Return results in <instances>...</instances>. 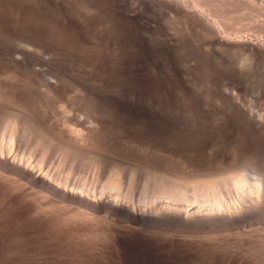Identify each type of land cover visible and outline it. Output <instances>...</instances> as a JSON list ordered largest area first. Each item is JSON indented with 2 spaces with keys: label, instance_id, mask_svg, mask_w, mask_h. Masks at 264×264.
<instances>
[{
  "label": "bare ground",
  "instance_id": "6f19581e",
  "mask_svg": "<svg viewBox=\"0 0 264 264\" xmlns=\"http://www.w3.org/2000/svg\"><path fill=\"white\" fill-rule=\"evenodd\" d=\"M46 1L0 0V244L45 236L69 264H264V76L180 73L170 53L186 37L159 21L27 25L57 20ZM189 1L95 0L136 27V3L185 20L201 52L264 61V39L210 13L256 1Z\"/></svg>",
  "mask_w": 264,
  "mask_h": 264
},
{
  "label": "rangeland",
  "instance_id": "374dc122",
  "mask_svg": "<svg viewBox=\"0 0 264 264\" xmlns=\"http://www.w3.org/2000/svg\"><path fill=\"white\" fill-rule=\"evenodd\" d=\"M41 1L44 2L43 0H41ZM250 1H251V3L253 1H256L255 2L256 5L255 4L252 5L253 8H251V6H250V9L245 8V7H249V6H247L244 3L245 7H242V5H241V7L243 9L240 8L241 10L240 9L238 10V8H237L238 11H236V9H235L236 7H234L233 11L235 10V12L230 10V12L232 11L233 14H230V12L227 13L225 11L227 14H230V15H226V13H224V12H223V14L221 13V15L218 14V11L221 12V10H219L218 8H217L218 10L215 9V7H216L215 5H213V7L211 5H209V6H211V8L208 5H204V6L210 8V13H211L212 17H213V15L215 16V17H213V20L217 21L218 23L220 22V25H219L220 28H223V30L226 32H232L233 37H237V36L242 35L241 37L245 38V39L248 38V39H254L255 40L257 38L258 39L260 38L262 40V39H264V36H263L264 32L262 30L260 32L259 28H261V26L256 27V28H255V26H257L259 24L261 25L262 22L264 24V21H263L264 17L262 16L264 13L261 14V12L263 11L262 9L264 8V0H253V1L250 0ZM54 2L55 3L53 4L52 9L55 11V13L57 15V20L55 19L54 21H51L47 17V15L44 11L39 16L34 15L32 12L30 15V14H28L30 12H28L27 15L32 16V19L33 18L34 19L32 21L31 17L24 16V18L27 17L25 19V22L27 21L26 24L28 23L27 25L30 24L29 26H33V27L36 26L34 28H49V26H50V28L52 26H53L52 28H153V26L156 25L155 23H157L156 21H159L160 24L158 22V25H160L162 28H166L168 30H169V28H171V30H169V31L174 30V31L178 32L179 34L184 35V37H186L185 38L186 44H184V47L180 46L179 47L180 49L178 48L177 51L175 49V51L172 53L173 55L170 53V59L172 61L184 62V69L180 70V73H184V75H190V76H203L205 74H211V75L215 74V75H219L220 77L224 76L225 78L235 77V76H239V75L249 76V74L251 75L250 78L251 77L252 78H257V77L260 78L261 76H264V61L262 63H260L261 61L258 62L257 60H255L256 62L253 61L254 62L253 63L252 60H250V62H249V59L246 56L245 59L247 58V61H248L247 62L243 58L245 54L242 55L244 52L242 53L240 51L242 54L237 52L239 54V56H237L238 54H236V53H235L236 54L235 56H234V54L233 55L230 54L229 55L230 57L233 56L231 59L227 55L226 56H224V55L219 56L217 53L210 54V53H204V52L197 50V46H198V44H197L198 41L196 40L197 38L188 29V28H191V26H189V24L187 25L188 22H186L185 20L182 21L180 18L177 19V17H175V16L172 17L170 15L162 14L161 16L156 18V16L154 15L153 12L150 11V9L149 10L144 9L142 6H140L138 3H136L135 5H138L136 7H137V9L139 8L138 11H139V14L141 17V23H142L141 26L136 27L133 24L131 25L126 20L121 19L119 17V15H117V13L114 11V8H113V6H111V4L106 5L102 2L97 3V2H95V0H57V2L55 0ZM44 3L47 5V7L51 6L50 3H47L46 0ZM249 3H248V5H249ZM251 3H250V5H251ZM204 6H202V7H204ZM237 7H240V6H237ZM140 8H141V10H140ZM206 9H208V8H205V10ZM211 9H213V10H211ZM208 11H209V9L206 11V13H208V15H210ZM48 12H49V9H48ZM33 15L36 17H33ZM222 15H223L225 20H223V17H221ZM41 19H43V21H40ZM35 20L38 21L40 24L36 23V25H35V22H36ZM179 20H181L182 23H180ZM30 21H32V23H29ZM45 22H47V23H45ZM182 28L184 30L183 31L184 33L181 31ZM257 28H258V31H257ZM184 37L182 36L183 40H184ZM249 37H251V38H249ZM196 41H197V43H196ZM178 52H180V53H178ZM175 53H176V55H175ZM174 55H175V57H174ZM227 57H229V58H227ZM240 57H242L243 59ZM238 58H240V59H238ZM1 229H2V231L5 232L4 235H3V232L1 231ZM5 229L6 228H4L0 225V232L2 233V234L0 233L1 237L6 235ZM263 234H264V232H263ZM14 236L13 237L8 236L10 238L4 240L5 242L0 244V247H1L0 248V250H1L0 251V253H1L0 258H2V260H0V264H66L67 263V262H61L60 260L58 261L57 259H55L57 261H52L54 259H49L46 256V253L51 252L50 250H52V252H55L54 248H56V241L54 242L50 238H46L44 235H43L44 238L41 237L42 239L40 237L37 238L38 240H40L41 243L39 241H37L36 238H35V240L37 242H35L34 237L27 236L26 234H24L23 236L19 235L20 238H19V236L17 237V235L15 237ZM1 237H0V240H1ZM21 237H22V239H21ZM28 237H31L33 239V241H31L32 240L31 238H29V240H28ZM18 238L21 239V241ZM25 239H26V241H25ZM44 239H47V240H44ZM48 239L51 241L49 242ZM43 240L45 242L48 241L49 244L47 242L43 243ZM26 243H28V244H26ZM29 243L30 244L33 243V244H31V246H30ZM50 243H51V246L49 247ZM4 244H5V246H4ZM8 246L10 248H8ZM24 248H27V250H30L31 252L33 250L32 253L34 254V252H35V256H38L37 257L38 260H36L35 262H39V263H35L32 261H30L29 263L28 262L26 263V261H23L22 259H20L23 256V252L25 250ZM14 257L19 258V260L12 262L11 260ZM8 259L10 262L7 261ZM67 264H69V263H67Z\"/></svg>",
  "mask_w": 264,
  "mask_h": 264
}]
</instances>
